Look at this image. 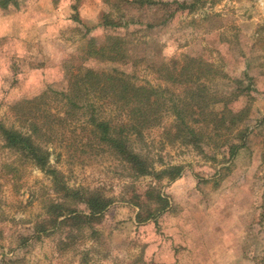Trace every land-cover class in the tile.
I'll return each instance as SVG.
<instances>
[{
    "label": "rangeland",
    "instance_id": "1",
    "mask_svg": "<svg viewBox=\"0 0 264 264\" xmlns=\"http://www.w3.org/2000/svg\"><path fill=\"white\" fill-rule=\"evenodd\" d=\"M159 1L169 3L17 0V7L0 8V121L24 130L27 100L59 111L63 119L47 144L50 163L69 186L111 199L100 220L38 237L34 225L58 196L50 177L0 137V264H79L83 251L89 264H264V0H199L192 10L176 1L194 0ZM104 13L120 25H103ZM90 37L98 44L119 37L125 61L86 56ZM188 57L217 70L204 71L215 110L248 112L231 133L222 129V137L213 134L200 148L175 137L170 103L157 124L130 132L133 149L155 170L183 167L174 180L134 175L90 130L92 106L72 110L56 95L67 92L71 74L82 76L89 67L118 68L137 83L173 87L170 75ZM86 97L112 124L131 117L108 98ZM205 125L202 136L211 132ZM242 129L244 145L231 157L227 146L241 142L236 132ZM157 194L167 201L162 210ZM74 206L87 214L84 205ZM148 212L154 215L137 220Z\"/></svg>",
    "mask_w": 264,
    "mask_h": 264
},
{
    "label": "trees",
    "instance_id": "2",
    "mask_svg": "<svg viewBox=\"0 0 264 264\" xmlns=\"http://www.w3.org/2000/svg\"><path fill=\"white\" fill-rule=\"evenodd\" d=\"M119 1L137 7L169 3L159 0ZM198 1L194 0L193 3L176 1V3L181 10H192L196 8L195 3ZM17 5V0H0L2 9L9 6L17 7ZM102 20V24L108 28L120 25L119 21L112 18L110 13H104ZM89 31L87 28V32ZM123 43L119 37H116L112 40L107 39L106 43L98 44L94 37H90L84 54L88 57L99 58V60L125 61L126 51L123 48ZM204 71L212 75L217 73L211 64L203 63L196 57H188L181 68L170 75L173 87H165L160 84L155 87L149 82L137 83L131 80L125 71L118 68L104 71L89 67L85 68L82 76L71 74L66 87L67 92L62 91L56 95H59L60 101H65L72 110L84 109L88 111L92 106L88 120L91 126L90 130L95 134L100 144L106 146L134 175L154 174L158 178L167 176L168 179L174 180L182 174L183 167L181 165H169L155 170L146 157L133 149L128 135L130 132L141 134L142 127L157 124L160 121V110L165 103H170L172 106L175 137L189 139L194 146L199 147L201 143L206 144L205 138L211 139L213 134L222 137L224 129L231 133L243 121L248 109L232 110L224 105L220 110H215L213 104L216 101L211 100L216 99H213L210 93L209 85L206 83L207 75ZM237 83H241V80L238 79ZM248 89H250V85ZM91 93H95L101 99H110L122 111L128 112L131 115L130 119H124L119 124H112L110 119L99 117L95 112V107L86 97ZM166 93L173 94L167 95ZM85 100L87 101L84 102ZM21 105H28L29 115L24 130L8 127L0 121V137L4 147L48 175L53 191L58 196V199H53L46 204L45 217L35 223L37 236L47 235L53 230H58L61 226L82 225L83 227V224L100 220L108 210L111 199L96 189L87 190L69 186L62 173L50 163L52 152L47 144L53 140L50 134H53L55 125L63 119V116L59 111L52 110L51 107L36 105V100H27ZM207 117L208 119H206ZM202 122L206 123V127L211 124V127L207 128L211 132L204 136H202L204 132L200 127ZM246 133V129L236 132V137L241 142L230 143L227 146L231 157L239 147L244 145L243 140ZM149 195L152 196L149 197L150 199L154 198L152 194L149 193ZM156 201L160 204L159 210L167 205V201L160 194L156 195ZM75 204L84 205L87 214L77 211ZM153 215L152 212H148L146 216L137 213L136 217L138 221H143ZM61 242L65 243V240H61ZM87 254V251L82 252L79 264H89Z\"/></svg>",
    "mask_w": 264,
    "mask_h": 264
}]
</instances>
